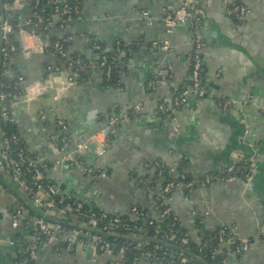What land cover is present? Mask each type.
I'll use <instances>...</instances> for the list:
<instances>
[{
	"label": "crops",
	"instance_id": "crops-1",
	"mask_svg": "<svg viewBox=\"0 0 264 264\" xmlns=\"http://www.w3.org/2000/svg\"><path fill=\"white\" fill-rule=\"evenodd\" d=\"M184 2L86 0L74 31L95 35L108 48L117 43L132 48L124 87L105 89L97 57L88 53L82 39L72 43L71 51L87 54L96 68L90 81L71 84L64 75L46 70L57 59L41 51L40 38L30 35L33 30L26 24L32 13L30 1L17 0L11 11L21 19L20 51L13 63L25 84L13 101L14 120L27 148L41 162L54 166L65 151L74 152L80 144L89 146L91 138L106 128L109 113L117 109L127 114L125 122L113 129L106 153L91 161L92 166L105 169L107 177L86 174L84 165L93 159L88 147L78 157L82 167L55 166L46 171L47 180L64 188L58 193L117 216L128 215L136 207L152 210L158 188L142 185L138 179L152 174V162L176 174L178 162L184 160L194 186L188 191L180 188L169 200L182 226L196 240L194 222L199 218L208 230L230 226L238 239L250 243L239 263L264 264V0H243L248 14L239 25L226 16L223 0H201L204 16L199 28L187 21L167 33L164 11ZM51 34L57 38L64 33L56 27ZM198 34L208 90L235 105L226 111L213 99H193L174 114L158 116L157 99L173 98V91L190 78L187 56ZM164 41H168V50L160 46ZM155 42L160 45L153 47ZM167 67L172 69V80L154 91L152 79ZM138 105L141 111H136ZM130 110L137 117L129 118ZM63 138L67 140L64 146ZM244 158L252 168L248 178L231 177L212 187L198 185L210 172L231 170ZM0 173L9 188V192L0 190V264H31L21 255L22 246L32 237L24 232L14 236L11 214L21 199L26 202L27 195L11 175L2 168ZM74 243L73 250L56 252L58 241L50 238L37 252L35 263H109L89 242Z\"/></svg>",
	"mask_w": 264,
	"mask_h": 264
},
{
	"label": "trees",
	"instance_id": "trees-1",
	"mask_svg": "<svg viewBox=\"0 0 264 264\" xmlns=\"http://www.w3.org/2000/svg\"><path fill=\"white\" fill-rule=\"evenodd\" d=\"M15 0H0V20L8 22L12 26V31L8 35V40L2 41L1 39V30H0V94H7V99L3 101L6 106L10 109L11 116L14 117L13 109L11 104L21 95V89L17 85V77L21 74L16 69L13 63V57L16 53L20 51V41H19V31L21 25V19L17 14H14L9 10V7L14 3ZM32 7V13L30 14L31 19V29H36L37 34L43 32L44 26L53 22L55 19L56 7L61 11L64 5H68L71 8L72 21L70 23V28L66 31L67 33H77L74 31L73 27L82 17L83 6L86 0H29ZM226 2L227 0H223ZM233 2L227 4V8L231 9L232 13L226 16L235 24L239 25L244 22L243 19L239 18L237 12L234 11L235 6H244L243 0H232ZM247 8V7H246ZM60 14V13H59ZM66 16L59 15L58 20H62ZM39 20H42L40 23ZM39 25H42L41 28H36ZM64 32V33H66ZM48 33V32H46ZM66 33V34H67ZM83 35L90 40V44L97 42L103 48V55L107 57V63L105 66H101L100 54L95 60L97 67L102 72V85L105 89H122L123 76L127 74V62L132 57L131 55H126L123 58L116 59V62L119 64H114V61L111 60V57L115 54V46L108 48L105 44L101 43L100 40L92 34L83 33ZM11 46L14 47V51L11 50ZM72 43H66L65 48L70 49ZM88 46V43H87ZM88 49V48H87ZM53 50H48L47 53H52ZM88 53L91 56L98 53L96 51H91L88 49ZM70 56L74 62L73 72L77 74L75 79L76 83H82L90 81L91 75V62L87 54H80L78 52L70 53ZM56 66L65 67L66 59L56 56ZM79 60V62H76ZM121 66V67H120ZM111 67V71L108 73V68ZM122 71V72H121ZM202 78V87L206 90L211 87L206 85L204 81V63L201 70ZM159 77L156 75L152 81L156 85ZM166 80L170 81L169 78ZM192 87V80L189 78L184 86L173 91L174 97L176 98L185 97V93ZM201 87V88H202ZM209 87V88H208ZM158 91V88L154 89ZM193 99L197 101L205 100V98H199L195 93L189 94L186 98V103L180 104L175 107L173 113H161L157 112L158 116L165 117L169 114H174L175 111L179 110L183 106L187 105L188 102H191ZM195 101V102H196ZM216 102V101H215ZM120 110L112 111L109 117L121 115ZM137 114L134 110L128 112V117L134 119ZM119 127V126H117ZM1 128L5 132V137L10 139V148L13 157H26L32 159L35 162L40 161L37 154L32 153L26 146L25 142L21 139L15 120L12 122L1 121ZM15 137V139H13ZM111 137V135H110ZM109 137V138H110ZM61 140V139H60ZM67 142V141H66ZM62 144V143H61ZM48 167H52L53 164L47 163ZM152 174L150 176H144L139 178L143 181L148 180L150 177L149 187L158 188V195L155 207L152 210L145 209L143 207H136L128 215L117 216L108 214L106 222L110 219L116 218L119 219L121 224L127 225L131 230L122 229L116 231V234H104V239L113 245L115 249L114 253L119 252L120 250L125 251L123 254V264H139L142 261L148 262L150 264H237L239 263L243 250L242 248L249 245L248 241H242L238 239L235 235L231 234L230 226H219L213 230H208L203 224V219L199 218L194 222V227L197 231L198 239L193 238L187 229H185L181 222L176 217L175 213L172 212L168 217L161 218L160 215L165 211L167 206H161V203L165 199H169L172 196V193L164 192V189L167 184L170 182L177 183L181 190L184 189L188 191L191 187H188V184L192 183V177L188 172V162L182 160L178 162L176 167V174H172L170 169L164 166L161 163L152 162L149 164ZM27 170V166L24 167ZM251 164L247 158H244L242 162L236 163L235 167L231 170L226 171H215L210 172L209 176L213 178V181L217 183L231 177H243L248 178L251 173ZM47 171V170H46ZM46 171L43 172L44 179L41 184L48 186H55L53 182L47 180ZM96 176H99V173L96 171ZM27 177L33 181V169H28ZM138 179V180H139ZM205 179V178H204ZM203 179V180H204ZM3 176L0 173V190L1 188L9 192V188L5 187L3 183ZM201 180V182L203 181ZM214 183V184H215ZM207 187V186H201ZM35 189V187H34ZM179 190V188H178ZM174 193V192H173ZM26 202L20 200L19 206H15L12 209V218L16 215L17 209L23 208L26 211V214L23 218H20V225L14 229V236H18L21 233L28 234L29 237H32V240L29 244L22 246V260L36 264L35 260L30 258L29 252L27 250L28 246L35 245L36 252L39 251L45 244H47L50 238H55L58 241V246L55 247L56 252H61L62 250H73L75 248V243H73L72 238L68 237V233L73 230L80 232L77 237L78 241H87V239L82 238V236L87 232L85 229H81L75 224L74 219H72L71 211L68 212V215L62 220L55 222L52 218L46 217V222L50 224H60L62 231L55 234L54 232L50 235H45L42 233L36 234L34 231V225L29 224L28 221L30 218L42 217L46 213L45 209L35 208L31 201L30 193H26ZM63 198V202L60 204L61 207L73 208V205L76 203H81L76 201L73 197L68 198L63 194H58L56 200L59 201ZM84 211L86 214L80 217V220L87 222L88 217L86 215L90 213H96L99 217L102 214V211L95 209L87 204L82 203ZM70 214V215H69ZM220 235L222 240H220ZM172 238L169 240L168 237ZM240 249V252L235 254V251ZM185 258V262L181 260Z\"/></svg>",
	"mask_w": 264,
	"mask_h": 264
},
{
	"label": "built area",
	"instance_id": "built-area-1",
	"mask_svg": "<svg viewBox=\"0 0 264 264\" xmlns=\"http://www.w3.org/2000/svg\"><path fill=\"white\" fill-rule=\"evenodd\" d=\"M232 0H227L224 2L225 5V12L230 15L232 13L231 9L227 8V4H231ZM17 5V0L14 1V3L9 7V10L14 8V6ZM234 11L237 12L239 15V18L245 20L248 9L244 6H235ZM12 12V11H11ZM60 13V14H59ZM55 19L53 22L47 23L44 28L43 32L41 34H37L35 32L36 29H33V32L30 33L31 36L39 37V47L41 51H44L47 53V51L53 50L51 54L53 57L56 58V56H59L60 58L66 59L67 63L65 67H59L56 65H48L46 70L49 73H56V74H62L65 76V79L67 82L71 84H75V79L77 78V74L73 72L74 68V62L70 56V53H72L71 48H65L66 43H73L77 39H82L86 46L88 43L87 48L91 51H96L98 53H95L96 56L100 54V60H101V66H105L107 63V57L103 55V48L100 44L97 42L90 44V40L87 39L83 34L79 33H67L66 31L70 28V23L72 21L71 16V8L66 4L63 6L62 13L59 12V8L56 7L55 11ZM59 15L66 16L65 18H62V20H58ZM142 15L146 18H149V14L147 12H142ZM203 10L201 6V0H185V2L178 7L175 10H165L163 14V20L164 25L167 30V33H171L177 26L180 24H183L187 21H190L193 23V25L196 28H199L203 23ZM40 23L42 20H39ZM27 26L31 28V19L29 18L26 22ZM42 25H39L36 28H41ZM58 28L60 31L66 32L62 34L61 36L55 38L51 33L53 28ZM0 30H1V39L2 41L8 40V35L12 31V26L6 22L0 20ZM21 32V28L19 31V34ZM48 32V33H46ZM160 44L155 42L153 44V47H158ZM164 50H168V41H164L160 45ZM115 54L111 57V60L114 61V64L119 65L116 62V59L123 58L126 55H128L132 48L128 44L124 43H117L115 46ZM202 47L203 43L201 40V36L198 34L194 41L191 52L188 54L187 59L190 65V78L192 80V87L185 93V97L182 98H176L173 100V98L169 97H159L157 99V112L161 113H173L176 106L180 104L186 103V98L189 94L195 93L198 95L199 98H205V99H213L217 102V104L222 107L224 110L229 111L233 109L235 103L234 101L221 97L217 98L214 96V94L210 90H206L202 87V78H201V70L203 65V54H202ZM11 50L14 51V47L11 46ZM76 62H79L77 60ZM121 67V66H120ZM91 75L95 73L94 67H91ZM111 71V67L108 68V73ZM122 72V71H121ZM157 76L159 77L158 82L155 84H151L154 89L162 86L163 84L167 83L168 80L166 78H169L172 80L173 74L172 69L170 67H167L165 69H162L158 71ZM25 84V79L22 75L17 77V85L22 90L23 85ZM202 87V88H201ZM7 94H0V168H2L5 172H7L9 175L13 177L15 182L17 183V186L25 193H30L31 195V203L32 205L37 209H45L46 213L42 217H36V218H30L28 223L34 225V231L35 236L36 234L42 233L45 235H50L51 233H60L62 231V227L60 224H50L46 222L47 218H52L55 220V222L62 220L66 215H68V212L71 211V218L74 219L75 224H77L78 227L81 229L87 230L88 233L84 234L82 238L87 239V242L90 243V245L100 254L107 256L109 258L108 264H123V254L125 253L124 249L120 250L117 253H114L115 249L113 248V245L109 242H107L104 239V234H116V231L126 229L131 230V228L127 225L121 224L119 219L113 218L105 221L108 217V214L105 212H102L100 214V217L96 213H90L86 215L88 217V221L84 222L80 220V217L86 214L84 211V208L82 206V203H76L73 205V208L68 207H61L60 204L63 202V198L59 201L56 200V197L58 196V189L55 188V186L48 185L45 186L41 184V182L44 179L43 172L48 170L50 167L45 162H35L32 159L26 158V157H18L15 158L12 155L11 148H10V139L5 137V132L1 128V121H8L12 122L14 120V117L11 116L10 109L6 106V104L3 102L7 99ZM14 102L11 104V107L13 109ZM141 106H136V111H141ZM126 115H119L110 117L108 119L106 128H104L101 132L96 133L91 140L89 141L90 145L94 146V149L91 150V153H93V159L92 160H98L100 157H102L106 153V143L109 140L110 135L113 133V129L116 128L119 125H122L125 122ZM15 139V137H13ZM66 139H62L63 146L66 145ZM88 144H80L78 145L77 149L74 152H68L65 151L62 159L60 162L56 163L55 166L59 167H79L82 165V162L79 161L78 157L80 154L85 153L88 148ZM95 157V159H94ZM94 162V161H93ZM27 166V170L24 168ZM82 167V166H81ZM85 172L87 175H92L96 173V171L99 173V176L101 178L107 177V171L105 169H98L96 166L92 165H84ZM28 169H33V181H31L27 177ZM139 183L142 185L147 186V184H150V180H138ZM213 178L209 175L205 176V179L199 183L198 185L201 186H207L212 187L214 185ZM194 184L190 183L188 184V187H193ZM35 187V189H34ZM180 189V186L175 182H170L166 185L164 192L167 193H173L175 191ZM169 199H165L164 202L161 203V206H167L169 204ZM167 204V205H166ZM172 209L170 205L166 207L165 211L160 215L161 218L168 217L172 213ZM26 211L23 208L17 209L16 215L13 217V223L12 227L16 229L20 225V218H23L25 216ZM70 215V214H69ZM231 234L235 235L233 230L230 229ZM68 237L72 238L73 243L77 240V237L79 236L80 232L77 230H73L70 233H68ZM169 240H172L171 236L168 237ZM220 240H222V236L220 235ZM12 244H14L12 242ZM247 249V246L243 247L242 250ZM27 250L29 252L30 258L32 260L36 259V246L33 244L31 246L27 247ZM240 249H237L235 251V254L239 253ZM185 258H183L181 261L185 262ZM240 264V263H237Z\"/></svg>",
	"mask_w": 264,
	"mask_h": 264
},
{
	"label": "water",
	"instance_id": "water-1",
	"mask_svg": "<svg viewBox=\"0 0 264 264\" xmlns=\"http://www.w3.org/2000/svg\"><path fill=\"white\" fill-rule=\"evenodd\" d=\"M203 32L201 31L200 32V34H202ZM89 148L91 149V150H93L94 149V146L93 145H89ZM93 156V155H92ZM94 159H95V157H94ZM91 161H93L92 159L90 160V165H92V162ZM67 169H71L70 167H68ZM55 188L56 189H61V190H64V188L61 186V188H59V186H55Z\"/></svg>",
	"mask_w": 264,
	"mask_h": 264
},
{
	"label": "clouds",
	"instance_id": "clouds-1",
	"mask_svg": "<svg viewBox=\"0 0 264 264\" xmlns=\"http://www.w3.org/2000/svg\"><path fill=\"white\" fill-rule=\"evenodd\" d=\"M30 42V41H29Z\"/></svg>",
	"mask_w": 264,
	"mask_h": 264
}]
</instances>
